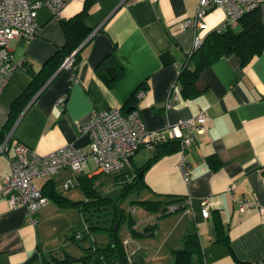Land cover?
I'll return each mask as SVG.
<instances>
[{"label": "crops", "instance_id": "1", "mask_svg": "<svg viewBox=\"0 0 264 264\" xmlns=\"http://www.w3.org/2000/svg\"><path fill=\"white\" fill-rule=\"evenodd\" d=\"M85 1L69 0L58 14L40 7L38 34L30 40L17 38L8 43L13 58L22 66L12 72L0 91V131L10 133L9 148L0 153V186L1 178L10 171L8 157L15 143L41 154L67 143L87 147L90 137L82 126L109 107H135L150 130L163 129L204 109L206 130L196 135L185 151L189 164L186 181L179 168V149L146 164L157 149L155 145L141 147L132 156L129 169L121 170L143 167L144 185L138 198L180 196L189 201L182 209L159 218L151 236L138 238L133 244L126 236L122 238L124 246L130 243L127 254L140 264H174L172 250L182 246L185 234L196 232L204 264H264V218L257 205L239 211L243 198L264 206V49L246 65H241L235 54L215 60L202 71L207 89L200 94L185 96L176 81L195 35L205 37L224 29L223 8L209 9L204 17L207 28L198 30L184 25L198 0H91L85 23L92 32L73 66L57 69L20 105L10 128L3 127L12 102L31 82L32 72H39L64 44L61 20L79 13ZM257 11L264 23V0ZM232 26L240 29L241 23ZM114 61L121 63L122 69L111 81L104 75L110 74ZM139 90H143L140 97ZM60 97H64L63 103L57 102ZM211 159L216 161L215 167ZM99 173L90 163L82 171L62 168L33 181L40 189L47 185L76 201L84 197L75 198L68 193L70 186L63 191L60 185L71 180L79 186L80 175ZM205 197L211 203L207 217L201 214ZM134 206L138 215L132 227L135 230L154 222L158 215ZM68 208L72 207L49 200L35 212L32 224L26 221L22 206L9 205L0 193V264H52L51 257L81 255L83 250L68 248L53 253V244L44 232L47 221L57 219ZM215 214L227 243L217 240ZM71 228L70 235L76 229L70 226L68 230Z\"/></svg>", "mask_w": 264, "mask_h": 264}, {"label": "built area", "instance_id": "2", "mask_svg": "<svg viewBox=\"0 0 264 264\" xmlns=\"http://www.w3.org/2000/svg\"><path fill=\"white\" fill-rule=\"evenodd\" d=\"M69 0H0V91L7 83L12 72L19 66L10 53L8 43L12 39L30 40L38 34L36 23L37 10L45 6L53 14H58ZM261 0H198L192 16L185 17L184 25L204 30L207 23L205 15L212 7L223 8L226 16L224 28L234 25L248 11L258 8ZM203 42V36L196 34L190 52L196 50ZM73 52L61 64L72 67ZM143 90L137 92L140 97ZM58 103L64 102L60 97ZM170 105L168 101L167 106ZM207 113L200 109L197 113L180 118L176 123L163 129H147L138 109L123 112L120 107H109L98 112L90 121L82 126V131L90 137L87 147L67 143L47 153L41 154L23 143H15L13 153L8 157L10 171L1 178L0 193L11 206H22L26 221L34 224L35 212L49 202V198L38 188L33 179L53 174L62 168L82 171L90 163L101 173L112 174L128 168L134 153L141 147H151L168 139L179 140V168L184 180L188 179L189 164L185 157L186 149L194 142L195 136L206 130L204 124ZM10 133L0 143V153L9 148ZM71 180L64 183V188L71 186ZM187 199L181 203L170 204L167 211H174L187 206ZM210 200H201V214L207 217L210 212ZM257 205L264 218V206L254 199L239 200V211L246 206ZM135 207L131 209L133 213ZM76 237L79 233L75 234ZM126 240H123V244ZM131 259L129 258V261ZM262 264V263H260Z\"/></svg>", "mask_w": 264, "mask_h": 264}, {"label": "trees", "instance_id": "3", "mask_svg": "<svg viewBox=\"0 0 264 264\" xmlns=\"http://www.w3.org/2000/svg\"><path fill=\"white\" fill-rule=\"evenodd\" d=\"M91 0H86L83 9L68 19L61 20V26L65 35L64 44L59 47L43 64L39 72H32V79L28 87L12 102L8 114L6 123L3 127L9 129L10 126L16 121L18 113L20 111V105L25 104L37 91L42 88L51 75L58 69L61 62L69 54L75 51L80 43L88 36L91 29L86 25L85 18L88 13V5ZM240 29H235L233 26H229L219 31L209 32L203 37L202 44L194 51L187 54L185 61L180 67L177 74L176 81L179 82L183 94L185 96H194L202 93L207 89V85L202 82V71L215 60L235 54L240 58L241 65H246L254 57L259 55L264 49V23L261 21V17L257 9L246 12L240 19ZM79 50L73 54L74 60L78 58ZM115 64L111 68L109 75H104L108 80L114 81L121 73L122 65L119 62L114 61ZM22 66V64H21ZM38 80V83L36 82ZM35 83V84H34ZM34 84V86H33ZM135 108V107H134ZM120 109L125 112L123 107ZM8 131H0V143L4 140ZM10 140V137L8 141ZM156 153L148 159L146 164H149L157 157L171 153L179 149L178 139H168L155 144ZM213 167L216 166V161L211 159L210 161ZM144 164V166L146 165ZM143 168V167H141ZM141 168H137L134 171H120L117 173L107 174L113 175L114 180L121 185L122 194L116 198H111L103 193L99 192V188L96 185L95 176L88 177L86 175H80L78 177L79 187L82 189L84 198L81 200H69L62 196L56 190L45 185L41 188V191L46 195L49 200L55 201L58 205L63 207H75L80 212L84 210H99L101 207L110 205L112 207V218L109 226L92 224V222L86 226L84 232L74 230L70 239L77 242L86 237L85 234L89 233L88 229L92 227L104 228L110 233V241L105 244H97L92 242L86 247H82L83 253L81 255H74L65 253L61 257H51L52 264H140L136 261H129V255L125 251L123 239L119 236L118 228L123 222L127 223V226L134 234L137 235H151L157 224V220L162 216L173 212L167 211L170 204L181 203L183 197L180 196H164L160 199H141L137 198L133 200V204L140 206L143 209L158 213L154 222L142 226L140 229L135 230L132 227L135 225L136 218L130 213L127 216L121 204L122 197L128 191L139 192L140 188L144 185L142 174L140 175ZM129 169V168H128ZM135 207V206H134ZM179 209H182L179 208ZM136 210V209H135ZM100 216L99 214H97ZM88 221L90 218L85 216ZM117 224L114 229V224ZM214 225L217 228L219 237L217 240L227 243V240L222 233V226L219 217L214 215ZM79 233L76 237L75 234ZM174 264H204L202 254L199 248V239L196 232L187 233L184 236L181 247L174 248L172 250Z\"/></svg>", "mask_w": 264, "mask_h": 264}, {"label": "rangeland", "instance_id": "4", "mask_svg": "<svg viewBox=\"0 0 264 264\" xmlns=\"http://www.w3.org/2000/svg\"><path fill=\"white\" fill-rule=\"evenodd\" d=\"M95 182L96 185L99 188V192L103 193L111 198H116L120 194H122L121 185L119 183H116L114 180L113 175H107L104 173H99L97 176H95ZM61 190L66 191L67 188H64V183L61 185ZM70 193L75 198H82L84 197V194L82 192V189L79 186H76L74 184H71L69 187ZM121 200L122 207L124 209L125 214L128 216L130 213V210L134 207L133 200L138 198L137 192L134 191H128L123 195ZM137 207H135L136 209ZM132 213L135 218L138 217L137 213ZM62 214L59 215V217H53L50 218L47 223L46 227L44 229L45 234H47L48 239H50L52 246L55 250H52L53 253H60L63 248H68L72 251L80 252L82 250V247L88 246V244L95 242L97 244H105L110 241V233L108 230L104 228H98V227H92L88 229V232L86 237L80 239L78 242L76 240L70 239V232L72 231V228L68 230L70 226L75 227L74 229L79 231V233L84 232L86 230L87 224L89 225L91 222L92 224H99L104 225L105 227L109 226L112 218V207L110 205H107L105 208L101 207L99 210H84V212H79L78 208H68L67 210L61 211ZM99 214L100 216H98ZM85 216L87 218H90V220H86ZM55 224H59V226L55 227ZM61 225V226H60ZM119 236L122 238H127V240L130 241L131 244L134 243V241L138 238L142 237H149L151 235H137L134 234L130 228L127 226L126 222H123L120 227L118 228ZM125 245V251L127 252V247L130 245ZM79 248V249H78ZM127 248V249H126ZM49 257V255H48Z\"/></svg>", "mask_w": 264, "mask_h": 264}, {"label": "water", "instance_id": "5", "mask_svg": "<svg viewBox=\"0 0 264 264\" xmlns=\"http://www.w3.org/2000/svg\"><path fill=\"white\" fill-rule=\"evenodd\" d=\"M92 32V31H91ZM91 32L88 34V36L80 43V45L75 49V51L73 52V54L75 53V52H77L82 46H83V44L88 40V38L90 37V35H91ZM61 67H63V66H60L58 69H60ZM53 76V75H52ZM51 76V77H52ZM50 80V78L46 81V82H48ZM131 109H133L132 107H128L127 109H126V111H129V110H131ZM140 175H141V172H140ZM116 227H117V224L115 223L114 224V229H116Z\"/></svg>", "mask_w": 264, "mask_h": 264}]
</instances>
